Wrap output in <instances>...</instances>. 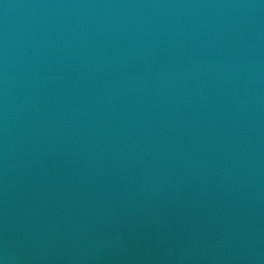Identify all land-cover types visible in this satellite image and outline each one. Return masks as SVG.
<instances>
[{
  "label": "water",
  "instance_id": "95a60500",
  "mask_svg": "<svg viewBox=\"0 0 264 264\" xmlns=\"http://www.w3.org/2000/svg\"><path fill=\"white\" fill-rule=\"evenodd\" d=\"M0 264H264V0H0Z\"/></svg>",
  "mask_w": 264,
  "mask_h": 264
}]
</instances>
